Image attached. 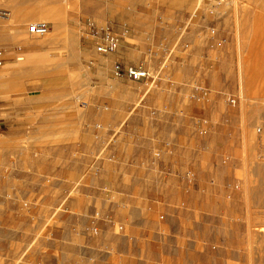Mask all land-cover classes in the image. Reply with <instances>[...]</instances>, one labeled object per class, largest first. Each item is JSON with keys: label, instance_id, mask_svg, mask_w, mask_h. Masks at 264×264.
I'll return each instance as SVG.
<instances>
[{"label": "rangeland", "instance_id": "rangeland-1", "mask_svg": "<svg viewBox=\"0 0 264 264\" xmlns=\"http://www.w3.org/2000/svg\"><path fill=\"white\" fill-rule=\"evenodd\" d=\"M209 2L198 9L199 0H175L165 52L147 37L141 50L130 33L119 52L99 54L89 34L93 26H111L121 38L124 23L141 25L134 11L148 7L139 0H0V11L8 14L0 18V264H30L23 250L10 253L18 232L9 210L14 178L27 176L24 169L33 164L54 182L60 162L68 175L74 163L72 176H80L83 152L92 145L86 123L113 118L116 131L123 126L131 136L126 148L133 160L149 150L163 152L159 167L174 187L165 190L169 199H161L158 217L181 212L185 232L195 230L200 238L183 246L179 264H264V0ZM32 3L50 4L53 11H22L14 18L11 5ZM33 22L48 24V34H17ZM162 51L166 55H158ZM117 62L144 66L156 79L115 80ZM163 72L173 76L177 90L154 86ZM17 83L21 91L10 89ZM6 89L11 100L26 104H5ZM155 110L163 113L152 115ZM179 111L184 115L176 120L168 117ZM58 145L67 147L62 154L54 150ZM42 192L47 203L38 212L50 216L54 185Z\"/></svg>", "mask_w": 264, "mask_h": 264}, {"label": "crops", "instance_id": "crops-1", "mask_svg": "<svg viewBox=\"0 0 264 264\" xmlns=\"http://www.w3.org/2000/svg\"><path fill=\"white\" fill-rule=\"evenodd\" d=\"M121 1L125 3L127 0ZM139 2L148 7L147 11H134L141 25L130 28L127 23L123 24L117 52L130 33L141 41V50L146 49L143 38L147 37L152 39V46L158 45L165 52L171 46L168 35L173 25L168 16L173 13L175 0ZM11 6L24 12L53 11L50 4ZM26 32L28 27L26 30L24 25L17 28L21 37ZM4 35L10 44V29ZM163 51L158 55H166ZM112 77L120 81L129 80L125 76ZM161 78L155 82L156 88L177 90L178 85L170 73L163 72ZM23 87L22 83H17L10 89L21 91ZM10 89H6L5 104H26L11 100V95H8ZM148 93H143L141 104ZM159 113L163 111H152L155 116ZM182 115L184 112L179 111L168 114V117L176 120ZM115 119L107 124L99 121L86 123L85 130L92 145L83 152L84 161L76 171L81 173L80 176H72L74 163H70V176L60 162V169L56 167L54 170V182L39 170V165L33 164L24 169L27 176L14 178L9 198L14 207L9 210L18 232L15 234V247L10 253L16 256L23 250L30 264H179L185 252L183 248L187 249L183 246L191 247L192 240L198 243V233L195 230L185 232L183 228L187 224L185 214L167 211L158 217L159 204L163 203L161 199H169L165 190L174 187L168 170L159 167L163 152L161 155L160 150H149L144 159L133 160L126 148V140L131 136L123 126L116 131L119 120ZM64 148L67 147L58 145L54 150L62 154ZM52 184L56 193L54 210L50 216L40 214L39 206L42 208L47 203L42 191ZM20 205L22 208L17 207ZM188 221L192 223L195 218H188ZM192 225L194 229L197 226L196 223Z\"/></svg>", "mask_w": 264, "mask_h": 264}, {"label": "built area", "instance_id": "built-area-1", "mask_svg": "<svg viewBox=\"0 0 264 264\" xmlns=\"http://www.w3.org/2000/svg\"><path fill=\"white\" fill-rule=\"evenodd\" d=\"M204 1L205 0H199L198 9H200ZM210 13L212 14L213 11H210ZM7 15L8 14L6 11H0V18H5ZM189 22L185 23V25L180 28V34L184 33V31L187 30L186 28L188 27ZM48 32L49 26L48 24L43 22H33L28 26V33L34 36L43 37L46 36ZM210 33L211 35L215 34V30L211 29ZM89 34L94 38L95 50L99 54H114L120 48V37L115 33L111 26H93ZM221 44V42H218L217 46H221ZM3 58L4 50L0 48V66L3 65ZM113 74L118 78L125 76L126 78L134 82L156 79V77L152 76L151 72L144 66H130L124 68L123 65L118 62L114 65ZM258 131L260 132L261 130ZM188 175L191 179L194 178V175L192 173H189Z\"/></svg>", "mask_w": 264, "mask_h": 264}, {"label": "bare ground", "instance_id": "bare-ground-1", "mask_svg": "<svg viewBox=\"0 0 264 264\" xmlns=\"http://www.w3.org/2000/svg\"><path fill=\"white\" fill-rule=\"evenodd\" d=\"M26 1V0H25ZM9 3V2H8ZM14 3V2H13ZM18 3V2H17ZM24 3V2H23ZM17 5V4H16ZM7 6H10V4L9 5H7ZM13 7V6H12ZM16 8V7H15ZM12 10H14V8H11ZM31 12H33V10H30ZM20 12H22V11H17V10H14V12L12 13V15H14V18L15 17H18L19 16V13ZM39 37V36H38ZM22 59V58H21ZM255 99V102H254V105H253V111L255 112V115H254V113H253V115L254 116H256V114H258L261 110H260V106L258 105V101H256L258 98H254ZM252 108V107H251ZM253 116V117H254ZM258 143V142H257ZM261 145L262 146H264V137H263V139H262V142H261ZM256 146H259V143L256 145Z\"/></svg>", "mask_w": 264, "mask_h": 264}]
</instances>
